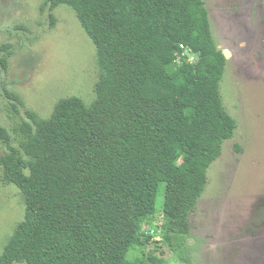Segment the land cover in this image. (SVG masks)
Masks as SVG:
<instances>
[{
	"label": "trees",
	"instance_id": "trees-1",
	"mask_svg": "<svg viewBox=\"0 0 264 264\" xmlns=\"http://www.w3.org/2000/svg\"><path fill=\"white\" fill-rule=\"evenodd\" d=\"M45 1L74 12L101 75L91 104L69 97L48 119L25 110L10 132L0 126L3 180L25 203L0 264H145L128 253L152 238L142 220L157 214L158 192L156 228L186 236L207 170L236 129L208 10L202 0Z\"/></svg>",
	"mask_w": 264,
	"mask_h": 264
},
{
	"label": "rangeland",
	"instance_id": "rangeland-1",
	"mask_svg": "<svg viewBox=\"0 0 264 264\" xmlns=\"http://www.w3.org/2000/svg\"><path fill=\"white\" fill-rule=\"evenodd\" d=\"M202 1L226 58L220 95L236 123L234 136L207 170L188 234L167 240L156 228L161 189L157 214L142 220V232L152 238L128 257L145 264H264V0ZM188 56L194 61V54ZM100 75L95 47L70 8L51 9L45 0H0L1 127L10 132L26 118L25 110L48 119L65 98L91 104ZM24 210L21 193L3 180L0 166V253Z\"/></svg>",
	"mask_w": 264,
	"mask_h": 264
},
{
	"label": "built area",
	"instance_id": "built-area-1",
	"mask_svg": "<svg viewBox=\"0 0 264 264\" xmlns=\"http://www.w3.org/2000/svg\"><path fill=\"white\" fill-rule=\"evenodd\" d=\"M180 49L183 51V53H182V56L184 57V56H187V58L185 59V61L186 62H188V63H192L193 61V57L192 56H190V58H189V56L188 55H192V52H191V50L190 49H188V48H186V47H184L183 45H180ZM179 61V60H178Z\"/></svg>",
	"mask_w": 264,
	"mask_h": 264
}]
</instances>
